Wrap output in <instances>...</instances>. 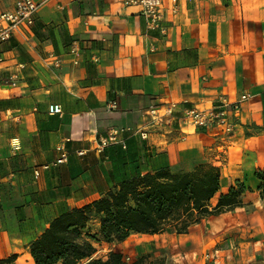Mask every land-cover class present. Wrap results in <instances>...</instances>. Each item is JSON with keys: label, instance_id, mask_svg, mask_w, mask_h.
I'll list each match as a JSON object with an SVG mask.
<instances>
[{"label": "crops", "instance_id": "0c3cea01", "mask_svg": "<svg viewBox=\"0 0 264 264\" xmlns=\"http://www.w3.org/2000/svg\"><path fill=\"white\" fill-rule=\"evenodd\" d=\"M17 1L0 0V14ZM32 1L39 6L34 24L0 44V262L15 256L11 264H35L29 246L54 218L129 176L210 166L221 172L211 208L240 182L237 204L201 216L183 234H132L96 249L119 251L130 263L264 264L256 178L264 169V0H163L164 33L150 30L127 0ZM74 42L82 49L78 65L67 55ZM53 56L61 67L52 66ZM243 95L249 99L232 115L231 135L180 121L187 109ZM168 103L179 113L150 127L147 140L128 131L145 124L148 109ZM56 104L63 114L52 116ZM113 130L127 149L99 153ZM61 148L68 159L55 165ZM99 230L96 218L86 232L101 239Z\"/></svg>", "mask_w": 264, "mask_h": 264}, {"label": "trees", "instance_id": "16d2710c", "mask_svg": "<svg viewBox=\"0 0 264 264\" xmlns=\"http://www.w3.org/2000/svg\"><path fill=\"white\" fill-rule=\"evenodd\" d=\"M256 178L264 200V169L256 172ZM220 189L221 172L216 167L201 166L179 175L136 173L93 203L54 218L30 244V254L35 264H144V259L128 262L119 251L109 252L105 259L98 257L95 244L121 243L132 234L186 233L201 216H212L237 204L245 186L238 182L237 188L221 195L217 206L211 208ZM96 218L101 239L86 232ZM15 259L0 264H11Z\"/></svg>", "mask_w": 264, "mask_h": 264}, {"label": "built area", "instance_id": "2783aa9c", "mask_svg": "<svg viewBox=\"0 0 264 264\" xmlns=\"http://www.w3.org/2000/svg\"><path fill=\"white\" fill-rule=\"evenodd\" d=\"M177 0H173L176 4ZM126 4L139 6L142 10V15L147 20V26L150 30H158L164 33L165 28L163 26L165 17V7L163 0H127ZM39 6L32 0H18L15 8L12 11L4 12L0 14V44L7 42L18 30L21 25L31 26L34 24V16L38 11ZM177 8L173 7L172 12L176 13ZM72 63L78 65L82 56V49L77 42H74L70 47L68 53ZM50 63L55 68H59L62 65V59L56 56L50 60ZM249 99L248 95H243L236 102L230 103L225 100L216 102L212 107L207 109H187L182 112L180 121L184 124L190 125L198 129L216 128L223 135H231L234 133L236 123L234 122L232 115L238 114L243 104ZM178 109L175 104L168 103L162 108L151 107L147 111V120L144 125L129 128L135 135H139L143 140H147L149 136L148 129L150 127L163 126L165 122L174 118L178 114ZM49 114L52 116L62 115L63 110L61 105H51L49 107ZM120 130H113L107 137L101 138L98 143L97 151L102 153L107 147L113 145H120L124 150L127 149L125 141L120 139ZM61 157L55 165L63 164L68 159V153L62 148L60 149ZM79 155H83V152H79ZM50 166H45V169H49ZM36 171V175H38Z\"/></svg>", "mask_w": 264, "mask_h": 264}, {"label": "rangeland", "instance_id": "374dc122", "mask_svg": "<svg viewBox=\"0 0 264 264\" xmlns=\"http://www.w3.org/2000/svg\"><path fill=\"white\" fill-rule=\"evenodd\" d=\"M92 228H94V227H92ZM97 250L99 251L98 257L99 256H105L108 253V249L105 250L104 248H100V246H99V248ZM158 260H163V258L162 257H158Z\"/></svg>", "mask_w": 264, "mask_h": 264}]
</instances>
